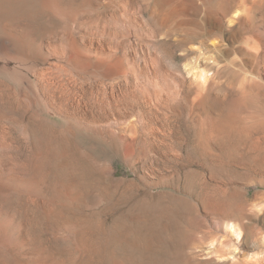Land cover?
Masks as SVG:
<instances>
[{"label":"rangeland","instance_id":"374dc122","mask_svg":"<svg viewBox=\"0 0 264 264\" xmlns=\"http://www.w3.org/2000/svg\"><path fill=\"white\" fill-rule=\"evenodd\" d=\"M92 1L86 7L90 14L81 12L86 18L80 13L73 22L51 21L34 36L37 44L53 49L71 44L69 56L88 50L77 54V64L61 59L62 86L42 95L61 103L62 115L44 111L36 92L38 72L52 65L47 71L54 72L55 58L33 55L18 63L17 75L0 73V221L11 220L19 233L26 231L19 234L20 245L1 252L9 264H32L41 251L53 255L56 264H74L82 260L77 235L84 232L88 245L146 255L153 264H231L211 255L222 254L219 243L207 253L208 241L224 235V223L232 221L244 233L239 242L228 234L241 249L233 255L237 264H247L246 255L264 250L257 231H264V214L247 212L249 201L264 193V51L212 49L209 41L227 34L201 21L199 9L193 14L203 27L197 29L178 26L180 14L161 22L154 0H124L117 18L115 8L99 5L108 0ZM262 1L253 28L240 31L242 37L257 32L264 48ZM120 15L123 23L117 21ZM200 43L206 54L189 48ZM207 50L218 52L220 68L200 58ZM112 52H122L126 76L92 67L96 56ZM233 52L242 63L231 61ZM193 57L214 73L203 91L182 66ZM26 64L32 70L23 68ZM214 187L226 194H211ZM123 228L132 237L154 238L152 251L118 248L112 236Z\"/></svg>","mask_w":264,"mask_h":264},{"label":"bare ground","instance_id":"6f19581e","mask_svg":"<svg viewBox=\"0 0 264 264\" xmlns=\"http://www.w3.org/2000/svg\"><path fill=\"white\" fill-rule=\"evenodd\" d=\"M91 1L92 0H79V2H77V0H0V73L2 71H5V70L7 71L8 70V72L17 75V73L20 71L18 69V66H19V64L21 62H24V60L29 59L33 55H36V56L37 55H41V58H42V55H44L45 58H52V57L55 58L56 59V62H58V64H55V66H54V70L55 71L54 72H48L47 70H49V69L51 70V68H52L53 65L50 66L51 68H49V67H47L43 63L47 68L44 71L41 68L42 71L38 72V75H37L38 76V79H37L38 83L37 82L36 83L39 85V88H37V91L36 92L39 94V96L40 95L41 96L42 95H46V91L48 90L47 89L45 91L46 88L53 87V86L55 88V86L59 85L60 84V81L58 80L57 77L60 76V72H58V71H60V69L62 70V67H64V66H62V64L61 65L59 64V63H61L60 62L61 59H65V58L68 57L66 60H68L70 63H76L77 64V59H78L77 57L79 55H81L83 52H86L85 54H87L88 50L87 51L83 50V52H80V53H79V50H78L76 53L79 54V55L75 54V55L69 56L70 55L69 54L70 53L69 50L71 49V44L70 43H69L70 44L69 46H63V47L62 46H56L58 49L57 48L53 49L54 47L51 46V48L53 47L51 49L50 46H49L50 43H49V45H48V43H46L47 45L46 44H42V42H41L42 45L36 43V41H35V38H37V34L36 33L40 29V26H42V25L44 26V24H49L50 25V22L51 21H54V20H61V21H63V19H65V20L67 19L66 21H69V19H70L72 22L74 20H78L77 17L80 15L81 12H83V11L88 12L87 10H88L89 7L87 6V4H89ZM97 1H99V0H95L96 4H97ZM153 2H154L153 4H154L155 11L160 16L159 19H161V22L168 21V20L172 19L173 16H175L177 14H180V16H178V18L175 19V22H176V24L178 26L179 25H183V26H187V27L188 26L189 27L190 26H193V27H195V28L198 29V26H199V28L200 27H203V26L198 25V24H200V21L199 20H196L194 18V14L193 13H194V11H196L195 9H199L200 12L199 11L198 12L201 13V16H200L201 21L207 22L208 24H210L209 26H211V25L213 27H217L218 26V28L219 27H223L224 28V31L226 32V34H227L228 37L226 36L227 37L226 38L224 35H221L220 38L222 40H220V38H219L218 40H220V42L217 45H215V46H213V45L211 46L210 45L212 49L220 50L219 52H221V50H224V49H227V50L228 49H232V50L240 51L241 53L243 52V53L252 54V53L248 52L247 48L244 45L251 44L252 43V40H256L257 43H259V44L261 43V38L258 35H255L257 32L255 34L253 33L254 35H251L249 37L248 36L247 37H242L241 31H240L243 28H246V27H250L251 28L253 26V21L255 20V17H256V12L254 10L257 9L259 6H261V4H260V2H258V0H218V3L217 4H220V5L217 6V7H216L215 4H212L209 0H154ZM262 2H263V5H264V1H262ZM122 3L124 5H126V3H124V0H108L106 2L102 1V3H99V5H103V6L108 7V8L109 7L110 8L111 7L115 8L116 9V12L115 11H113V12H115L116 14L114 13L113 15H116L115 17L117 18V11L118 10H122L123 11L125 9L124 6L122 5ZM86 7H88V8H86ZM101 7L102 6H100V8ZM260 8H262V7H260ZM90 9H89V12H90ZM101 9H104V8L102 7ZM101 9H100V11H101ZM233 11H240L241 15L238 18H234L235 24H233L232 26L229 27V26L226 25L225 19L227 17H230L232 15ZM121 12H120V14H122ZM109 14L111 15L112 14V11H110ZM125 14H128V12L125 13ZM125 14H124V16H125ZM81 15H84V17H85V14H83V13H81ZM107 15H108V13H107ZM259 15H260V13H259ZM122 17L123 16H121L120 18H122ZM262 17H264V16H262ZM79 18L82 19L81 16ZM112 18H114V17H112ZM124 18L125 17L122 18L123 20L122 19H120V20L119 19L118 20L116 19V20L119 21V22L121 21L123 23L125 21ZM257 18H259V16ZM155 19H156V17H155ZM113 20H115V19H113ZM204 32H206V31H204ZM211 32H212V29H211ZM35 34H36V37L34 38ZM38 35H39V33H38ZM239 40L242 41V44H238V46H234L233 44L235 42H238ZM202 44L200 43L199 50L200 49H203V51L200 50V52H198V55H201V52H203V54H204V52H205V54L207 53L206 52V49L204 51V47L202 46ZM78 45H80V44H78ZM226 45H227V47H226ZM207 46H208V44H207ZM118 48H116V49H118ZM71 51H73V49H71ZM207 51H208L209 54H207L205 56H202V57L200 56V58L204 59V61H206V62H208V60L205 59L206 57L209 58V59L216 60L220 56V55L218 56V52L214 56V54H212L210 52L211 50L210 51L207 50ZM115 53L112 52L111 54H107L106 53V55L96 56L95 59L92 60V67L94 68V70L96 72L97 71H100L99 73H105V74L106 73H109V72L113 74L112 71H117L119 73L121 72V74H124L123 76H126L128 71L126 72L127 69H126L125 65L127 63H126V61L124 59L123 61H125V63H126L124 65L122 63L123 61H121V58L118 57V55L120 53H122V52H120L118 55H116ZM34 58H36V60H37V58H40V56H37V57L34 56L33 59ZM84 61H85V58H84ZM191 61H192V58L191 59L189 58V60L187 62L188 63H191ZM200 61H203V60H200ZM185 62H186V60H185ZM52 64H53V62H52ZM199 65H200V63H199V59H198L197 62H196V64L194 66L195 67H200ZM24 66H26V67L28 66L29 67V64L28 65L27 64L26 65H23V68H26ZM30 67L32 68L31 65H30ZM81 67H79V68H81ZM31 68H26V69H31ZM33 68L37 70V68H35V66ZM43 69H44V66H43ZM31 70H28L29 73H30ZM51 71H53V70H51ZM67 71L69 72L70 70L68 69ZM132 71H133V69H132ZM57 72H58L59 76H58ZM77 72H78V70L76 71V73ZM22 73H23V77H24V74H26V73H24V72H22ZM61 73H62V71H61ZM19 74H21V73H19ZM85 74H86V72H85ZM116 74H118V73H116ZM25 76H27V74ZM61 76H60V78H61ZM18 77L20 78V75ZM22 78H21L20 81H22ZM24 78L27 79V77H24ZM190 81H191V79H190ZM243 81L244 80H242V83H243ZM192 82H193L194 86H196V88L199 91H203L206 88H208V85L205 84L204 87H203V90H201L200 87H199V85L195 81L192 80L191 83ZM240 83H239V87H241V86L242 87H245V84L240 86ZM244 83H245V81H244ZM33 85H35V83ZM33 85L31 84V86H33ZM0 88H2V87H0ZM34 88H35V86L32 87V89H34ZM56 89H58V88H56ZM9 90H11V89H9ZM36 92H35V94H36ZM53 92H55V91H53ZM27 97H29V96H27ZM27 97H25V98H27ZM35 97H36V95H35ZM45 97L48 98V96H45ZM45 97H43L41 99V101L43 100L42 106H41L42 109L44 111H50V112H52L53 114H56V115H62V112H63L62 109H63V107L60 110V107H61L60 104L61 103L59 104V103H57L55 101H49ZM36 99H37L38 102L40 101V100H38L39 99L38 95H37V98ZM58 100H59V98H58ZM232 113H231V115H232ZM230 117H231V120H232V116H230ZM214 120H216V119H214ZM68 121H70V120H68ZM222 122H223V120H222ZM243 129L241 131H243ZM239 131H240V128H239ZM221 134H222V132H221ZM227 135H228V133H227ZM211 194H213V195H215V194L224 195V194H226V192H225L224 189H221L220 187H214V188H212ZM10 221H7L5 223L2 222V221H0L1 222V224H0V249L1 248L2 249L3 248H6V247H8V249H9V247L10 246L12 247L13 244L20 245V243H19V234L21 232L19 233L18 230L14 227V224H13L14 222L12 223V221L11 222ZM24 232H26V231H24ZM24 232H22L23 233V237H24ZM28 232L30 233V231H28ZM28 232H27V234L25 233V235H28ZM22 233H21V235H22ZM29 235H31V233ZM132 235H135V234L131 233L130 231H126L123 228L122 230L117 231V234L116 235H113L112 237H114L115 242L119 244V245H117L118 248L122 247V249H125V250L127 248H129V250H131V249L132 250H136L137 249L136 251H138V249H142V250H144L146 252L152 251V249H153L152 244H153L154 238H152L151 236H145V235H144V237H141V235L132 237ZM77 236H78V240L77 241H80V249H79L80 252L79 253L81 255L82 260L79 261V262H77V263H74V264H153L152 262H150V261H148V260L145 259L146 258V255H143L144 257L142 255L135 256L134 253H129V254L126 253V254H120L119 255L117 253V250H116L117 248L116 247L107 246L105 244H104L105 246L102 245L101 247H98V248L97 247H94L93 245H92L93 246L92 247L91 244L88 245L86 243L88 241V238L89 237H87L88 235L86 233H84V232L83 233L80 232V234L78 233ZM21 242H23V240ZM17 243H19V244H17ZM126 243L128 244L129 247L128 246H125V247L121 246V244L123 245V244H126ZM107 244H108V242H107ZM20 248H21V246H20ZM213 248H214L213 246L210 247V251H208L207 254H209L210 252H212L213 251ZM6 249H5V251H6ZM125 250H122V253ZM0 252H1V250H0ZM2 253H4V254H2ZM5 254L6 253L3 252V251L0 253V264H9L8 263L9 262L8 261V258H7V256ZM35 255H37V254H35ZM5 256H6L7 259L5 258ZM37 257H38L37 260L34 259L36 257L33 258L36 261L35 262L33 261L32 264L33 263L34 264H56V263L53 262V259L55 260V258L53 257V255H51L50 253H48L46 251H41L40 253L38 252V256ZM33 259H31V261ZM104 259H106V262H105ZM103 261L105 263H103ZM151 261H152V258H151ZM61 264H62V262H61Z\"/></svg>","mask_w":264,"mask_h":264},{"label":"clouds","instance_id":"9594fccd","mask_svg":"<svg viewBox=\"0 0 264 264\" xmlns=\"http://www.w3.org/2000/svg\"><path fill=\"white\" fill-rule=\"evenodd\" d=\"M241 15L240 11H233L232 15L230 17H227L225 19V23L227 26H232L235 24L234 18H238ZM220 40H222L220 38ZM220 40L213 37L209 44L215 46L217 45ZM252 54H259L261 51H264V48L257 43L256 40H252V43L249 45H244ZM227 47V45H226ZM225 47V48H226ZM189 48L199 52V46L197 44H191L189 45ZM183 55V53H181ZM203 55V53H201ZM208 60V63L215 64L216 68H220L222 65L218 63L216 60L205 58ZM239 60L240 63H242L241 57L237 55L235 52L231 55V61H237ZM197 62V58L193 57L191 63L185 62L183 64V68L185 70L186 76L191 78V80L195 81L201 90H203L204 85L209 81V78L213 77L214 73L213 71L206 70L203 67H195L194 65ZM177 75H180L178 72ZM248 213H256L257 217L264 214V193H261L258 197H255L254 199H251L249 201L248 207H247ZM224 228V235H219L218 238L216 235L212 236V238L208 241V245L211 247L213 245H216L219 243L221 249L223 250L222 254H217L215 252L211 253V255L215 256L217 261L224 262V261H230L231 264H237L236 258L233 254L240 252L241 249L237 244H233L229 240V235L231 234L234 236L236 241H240L242 235L244 234L241 229L240 223H234L232 221H227L223 225ZM259 239L261 242H264V231L257 230ZM244 260L247 262V264H264V250H261L259 252H251L248 255L244 257Z\"/></svg>","mask_w":264,"mask_h":264}]
</instances>
